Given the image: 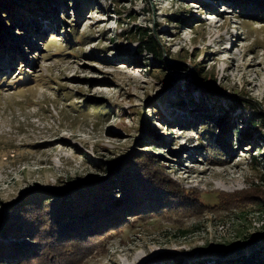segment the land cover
<instances>
[{"label": "rangeland", "instance_id": "374dc122", "mask_svg": "<svg viewBox=\"0 0 264 264\" xmlns=\"http://www.w3.org/2000/svg\"><path fill=\"white\" fill-rule=\"evenodd\" d=\"M203 1L210 5L192 0H82L84 13L76 20L71 0H58L36 21L26 16L32 29L21 21L13 33L12 22L4 26L3 243L25 239L2 236V229L5 216L28 196L41 193V201L47 190L69 195L100 179L111 182L118 166L108 165L142 150L157 156L162 175L175 186L172 196L183 197L186 206L121 219L118 232L107 241H79L75 245L80 253L57 262L48 256V264H196L198 258L213 263L214 252L223 253L225 246L264 231V211L257 209L264 198V126L249 124L253 117L260 119L253 104L264 109V14L249 15L224 0ZM71 25L76 28L70 30ZM138 27L150 29L165 57L182 65L164 69L148 52L138 53ZM40 31L45 40L36 37ZM22 32L28 35L21 38ZM12 35L24 39L22 45L11 42ZM11 43L18 47L10 49ZM194 65L202 69L200 81L194 78ZM202 98L207 110L194 107L192 99ZM244 129L249 131L246 137ZM143 136L144 142L138 143ZM167 191L157 192L165 196ZM236 191L244 204L218 197ZM152 192L134 188L129 199L134 203ZM153 197L160 199L158 194ZM160 202L167 205L164 198ZM114 212L112 206L92 214L88 210L90 216L82 223L106 225L104 218ZM3 257L14 263L9 254Z\"/></svg>", "mask_w": 264, "mask_h": 264}, {"label": "trees", "instance_id": "16d2710c", "mask_svg": "<svg viewBox=\"0 0 264 264\" xmlns=\"http://www.w3.org/2000/svg\"><path fill=\"white\" fill-rule=\"evenodd\" d=\"M57 1L58 0H0V35L3 33L4 26L9 22L13 23V27L10 29L11 32L15 25L19 26L21 24L20 21L25 23L24 26L27 24V28H31L32 24L29 20L26 21V16L30 14L33 20L36 21L41 13L48 14V6L57 4ZM81 1L82 0H71L74 4L73 11L76 15V20L84 13V6L81 5ZM224 1L240 6V8L246 10V13L248 12L247 14L249 15L257 16L256 14L259 13H262V15L264 14V0ZM192 2L206 3L203 0H192ZM206 4L210 5L209 3ZM72 28H76V25L75 27L71 25L70 30ZM149 30L150 29L146 27H138L136 34L140 39L137 52H148L153 59L152 62L164 67V69H173L181 66L182 64H175V60L173 61V59L165 57L159 39L154 33H148ZM29 32L32 35L34 33L33 30ZM41 32L42 31L35 32V35L37 38L41 37V40H45ZM25 33L26 32H22L21 38H23V35H28ZM69 35H71L72 39L77 40L76 33L69 32L68 36ZM19 37L17 36L16 38V36H14L15 39H12L11 42L17 41L19 42L18 45L20 43V45H22L24 39L19 41L21 40ZM82 38L83 35L78 37V39ZM4 39L6 38L0 36L1 41H4ZM1 41L0 53H2V47L4 46ZM11 44L12 47L10 49L13 48L15 50V48L18 47L15 43ZM31 45L33 46L34 44ZM172 62L175 65H172ZM193 70L194 78L200 81L199 74H201L200 71L202 69L194 65ZM230 99L243 103L238 100V97H230ZM192 102L194 107L200 108L201 110L208 109L203 98L201 101L197 102L192 99ZM252 107L259 113L260 119L258 120L253 117L250 119L249 124L251 126H256L257 124L264 126V109L262 105L253 104ZM242 133V137H246L249 131L248 129H244ZM221 134H224V130L220 135ZM261 137L264 139V133H262ZM145 139L146 136H143L137 141L138 143H142ZM227 139V141H230L229 138ZM158 140L159 142L162 141V139ZM136 152L140 153L134 154L135 152L132 151L127 157L115 159L108 165L110 168L118 166L114 171L116 178H112L111 182H103L102 179H100V181L89 187L79 186L75 189V192L73 191L69 195L61 190H55L56 192L47 190V192L42 193L41 201L38 200L41 193L35 192V194L28 196L26 201L20 202L15 208H12L10 213L7 214L8 216H5L3 224L6 227L2 229V236L16 234L17 236H14V238H25L22 241L24 244L17 241L3 243L0 240V264H9L8 258L6 259L3 257L4 254H9V257L14 261L13 264H48V256L52 255V257H54L53 262H57V259L60 257L68 259L70 255L75 256L80 253V249L75 245L77 242L87 241L83 243L88 244L90 241L94 242L92 239H96L97 241L101 240L103 242L115 235L122 224H118L121 219L142 215L145 212L149 214H165L167 212H172L174 209L178 210L185 207L187 203L183 201V197L180 195L172 196L171 190L175 189V186H172V184H170L171 182L165 179L163 176L164 174L162 175L160 161L154 158L157 156L153 155V157H151L149 154H145L144 150ZM254 159L256 160V156H254ZM157 175H159L160 178H158ZM134 188H139L141 190L151 188L154 192H152V196L146 193L132 203L129 198L132 197L131 192ZM156 190H168L167 192H170V194L166 193V195L163 196L164 193H158ZM180 190L186 191L182 188H180ZM118 192L120 193L118 194ZM156 194H158L160 199L164 198V203L167 205H161L160 199L156 201L154 199L155 197H153L156 196ZM221 194L224 195L221 196ZM239 194L240 191L230 194L221 192L218 194V197H221L222 202L230 201L241 203L244 196L240 197ZM241 204L236 206H240ZM34 205H40V208H42L41 211H32ZM111 206L115 212L114 214L109 213L108 216L104 218L106 225L101 226L100 224H93L91 227H84L82 221L90 216L88 215V210H90L92 214L94 213V209H97L98 212H102L103 210H109ZM167 209L171 211H167ZM257 209L264 211V198L259 201ZM103 217H101L100 220H103ZM100 220L97 222H100ZM91 222L92 220H90V223ZM20 232H22L24 236H22L23 234ZM224 249L225 251L223 253H221L223 249H221L219 253H213L217 254L213 263H209V259L198 258L196 264H264V231L257 232L249 239L236 242L230 246H225ZM211 250L212 249H208L207 251ZM165 258L166 257H162L161 259L168 262Z\"/></svg>", "mask_w": 264, "mask_h": 264}]
</instances>
